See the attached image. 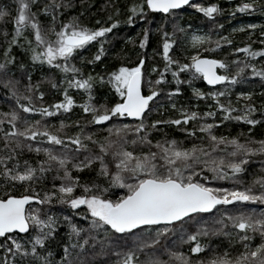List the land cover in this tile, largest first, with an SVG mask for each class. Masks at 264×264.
<instances>
[{"label": "snow or ice", "instance_id": "1", "mask_svg": "<svg viewBox=\"0 0 264 264\" xmlns=\"http://www.w3.org/2000/svg\"><path fill=\"white\" fill-rule=\"evenodd\" d=\"M15 2L11 34L5 31L0 43V86L15 102L11 111L0 113V264H53L49 240L62 222L67 223L69 242L62 244L63 255L57 264H97V257L106 258L108 264H264V208L251 207L264 205V175H256L248 182L240 178L253 156H264V138L257 140L249 135L241 140L238 136L215 134L225 121L253 126L259 123L253 116L257 112L254 104L234 107L231 100L225 103L220 97L228 95L227 85L237 83L245 69L264 80V68L236 56L231 61L235 71L229 73L230 62L226 58L208 55L222 44L232 45L227 34L213 38L210 34L192 33L187 41L192 52L183 61L173 59L170 49L177 43L175 33H184L190 27L173 23V31H162L163 68L153 65L145 72L146 56L142 54L131 66L120 63L106 74L85 75L72 61L92 43L98 47L87 63L100 61L106 54L108 36L120 21L109 16L110 23L97 20L96 26H90L81 22L82 13L64 18L66 10L73 7L71 0ZM184 6H191L208 18L223 11L216 3L205 6L192 0H133L127 9L126 23L145 20L149 11L164 14L167 21ZM256 10L264 11V4L250 0L236 5L229 15ZM119 11L116 8V13ZM9 14L7 8L0 7V19ZM160 27L163 30L165 25ZM245 27L255 29L257 25H242L233 32L244 31ZM149 34L150 29L145 28L138 41L141 49ZM260 35L264 37V31ZM128 40L135 43L132 37ZM14 47L28 53L33 65L47 64L59 69V84L50 77L45 79L53 88L63 86V99L44 103L40 82L33 84L28 66L16 64ZM231 51L242 52L245 58L264 56V47L255 49L247 43L232 47ZM85 59L80 56L81 63ZM168 72L177 86L168 89L167 97L178 115L150 119L149 113L155 110L152 105L163 94L161 85L167 82ZM150 73H157L154 80ZM184 73L188 74L187 80H181ZM197 79L209 86L225 87L204 92L192 86ZM181 83L192 87L196 98H211L215 107L209 105V110L202 113L194 110L195 105L192 109L177 108L172 97L182 92ZM96 84L107 86L114 102L105 97L94 103ZM70 88L83 90L86 96L79 105L86 115L83 124L80 119L67 124L61 120L58 126L45 123L44 118L68 112L75 104L68 93ZM252 95L236 93L238 100L245 101ZM162 107L157 104V108ZM19 110L23 114H39L40 119H31ZM217 110L222 117L219 120L215 119ZM129 118L132 122L125 123ZM207 118L213 119L209 122ZM197 121L198 124L193 123ZM72 124L77 130L69 133L66 128ZM161 125L176 126L184 138H169L165 133L154 141L153 134L163 131ZM251 131L249 128L248 133ZM189 138L194 142L186 145ZM24 149L43 153L44 158L35 163L21 160ZM261 163L264 171V162ZM86 170L93 171L92 179L82 181L80 175H73V171ZM53 172L50 188L39 195L37 185ZM219 181H228L230 186L214 183ZM21 185L23 192L16 194V187ZM52 204L67 205L83 223L73 222L72 216L53 213L47 207ZM213 237L226 238L228 247L219 251L220 246L212 243ZM177 239L180 245H189L187 253L174 250ZM161 240L165 241L167 260L157 254ZM237 243L240 247L233 251L232 245ZM73 250L77 251L75 258ZM205 251L209 252L207 257L193 258Z\"/></svg>", "mask_w": 264, "mask_h": 264}, {"label": "trees", "instance_id": "2", "mask_svg": "<svg viewBox=\"0 0 264 264\" xmlns=\"http://www.w3.org/2000/svg\"><path fill=\"white\" fill-rule=\"evenodd\" d=\"M73 7L66 10L63 14L64 18H67L73 14H80V20L82 23L88 24L90 26H96V21L99 20L101 23H110L111 21L108 20L109 16H112L113 19H118L120 24L113 29V32L108 36V42L105 43L106 54L101 57L100 61H96L93 64H88L87 59L91 58V55L96 51L98 45L96 43H92L90 46L86 47L85 49L79 52V55L76 57L72 63H76L77 66L81 67L83 73L87 75L89 72L93 74L101 73L106 74L107 72L112 71L114 67H117L120 63H125L129 66L133 65L138 60L139 55L146 56V62L144 65V71L148 72L149 69L156 65L159 68L164 67V60L160 52L162 48L160 47L162 43V31H173V23H178L181 26H190L191 28H198L205 31L207 34H210L213 38L217 36H224L228 35L229 31L231 30V25L237 20H245L251 19L255 20L256 23H259L255 29V37L252 36L250 38H234L232 40V45L229 46L227 44H222L220 49H215L212 52L207 53L208 55L214 56L216 58H226L229 63V73L235 71V66L231 64V61L235 59L236 56H239L242 60L246 59V62L255 63L258 68H264V56H259L255 58H245L244 54L241 53H232V47H243L244 44H250L253 48L258 49L264 47V44L261 43V40H264V37L260 35L261 31H264V11L256 10V11H245L239 12L235 11L232 15H229L233 9L236 8V5L242 3L243 0H203V1H196L193 3H201L203 5H207L209 3H216L223 11L217 13L213 18H208L204 14L200 13L196 9L192 8L191 6H187L182 10H178L175 17L169 16L167 21L165 20V16L163 14L155 13L149 11L146 14L145 20L137 19L134 24H127L126 17L129 14L127 9L129 5L133 2V0H71ZM136 2H139L136 0ZM257 4H264V0H257ZM16 2L15 0H0V7L7 8L10 14L2 19H0V43L3 42L4 39V32L7 31L9 35L11 34V30L13 28L12 24V16L15 15L16 10ZM116 8H119V13H116ZM43 19V17H41ZM164 24L165 27L161 30V25ZM216 25H220L222 27H216ZM145 28L150 29L149 40L146 43L145 47L141 49L139 47V38L143 34V30ZM27 34V33H26ZM182 34L181 32L175 33V38L177 43L173 45V48L170 49V54L173 59L185 60L187 53H185V46L182 41ZM128 37H132V41L128 40ZM209 47V46H208ZM225 53H228V56L225 57ZM0 55H2V49H0ZM12 55L17 57L16 64L24 63L28 66V70L31 74L32 83L35 84L36 82H40V88L42 91L45 92L44 96V103L51 104L55 103V101L59 99H63L62 91L63 86L59 88H53L49 80L45 79V77H50L52 80H55L57 84H59V80L62 78V73L59 69L50 68L47 64L40 65L36 64L33 65L31 60L29 59L28 53H26L23 49L20 48H13ZM80 56L85 57V61L81 63ZM251 69H245L244 73L242 74V78L238 79V82L235 84H228L227 87L229 89L228 95L224 97H220L222 102L227 103L231 100L234 107H241L245 103L251 102L257 108V112L253 113L254 118H256L259 123L255 126L248 125L244 122L239 121H225L222 126H218L215 129L216 135H225V136H238L241 140H245L248 136L255 137L257 140L264 138V80H261L260 77H253L249 73ZM157 73H150V78L155 79ZM166 76V83L161 85L163 89V94L160 95L159 99L157 100L156 104H153V108L155 109L153 112L149 113L150 119H168L169 117H174L178 115V113L173 110L168 101L167 92L168 89L172 87H176L177 84L173 80L171 72L165 73ZM148 77H146L147 79ZM188 74L184 73L181 76V80H187ZM24 83L27 82L25 79ZM192 86L200 88L204 92H208L210 90H223L225 87L224 85L216 86V87H208L204 84L202 79H197L192 82ZM181 87L182 92L178 95L172 97V102L177 105V108L180 106H185L192 109V106L195 105V109L199 112L208 111L209 105H212L213 108L215 107V101L211 98L207 100L203 98H196L192 93V87L188 84L181 83L179 85ZM82 91V92H80ZM251 92L253 93L252 97L249 101H245L243 98L240 100L237 99L236 93L237 92ZM69 95H72L75 101V104L68 112H60L56 113L52 117L44 118V122L47 124L58 126L61 120H64L67 124L69 121H75L77 119L81 120L83 124V120L86 118V115L83 113L81 107L79 105L84 101L86 98L83 90L77 89H68ZM94 103H99L107 97L108 101L114 102V96L108 92V87L104 86L101 87L99 84L95 85L94 89ZM145 94H147V89L145 88ZM83 95V96H82ZM151 103V102H150ZM157 104L163 105L162 108H157ZM15 107L14 100L10 99L6 95V89L0 86V113L9 112ZM28 115L31 119H40L39 114H23ZM239 114V113H234ZM221 115L219 110H217V115L215 119H221ZM209 122L213 118H207ZM115 122V121H114ZM125 123H131L129 119L124 121ZM198 124L199 122H193ZM189 127L192 126V123L188 125ZM5 127L7 124L5 122ZM163 129L162 132H157L153 134V140L159 139L161 135L168 134L169 138H177L183 139L184 133L177 128L176 126H159ZM251 128V133H248V129ZM77 130L74 124L69 125L66 128V131L69 133L75 132ZM90 131H97L98 134H105L102 133L101 130L98 129H91ZM197 135H201V133H197ZM194 142L192 138H189L186 141V145L188 143ZM3 141L0 140V144ZM205 144L208 143L207 139L204 141ZM44 146H47L45 144ZM219 148H224V145H219ZM139 150V148L137 149ZM146 150V149H145ZM155 150V149H153ZM230 150V146H229ZM221 153L218 151L217 155ZM21 160L28 159L32 163H35L39 159H43V153H35L30 152L27 149H24L21 152L20 156ZM264 162V156L259 154L252 157V163L247 166L246 173L241 175V179L245 182L250 181L256 175H264V171H262V163ZM70 166V165H69ZM98 167V164L96 165ZM206 174L210 175V173ZM49 175L48 179L39 183L37 185V192L39 195H43L44 191L50 188V181L51 176ZM73 175H80L81 180L85 179H92L93 178V171L86 170L81 173H76L73 171ZM59 182L58 180L56 181ZM217 186L228 187L230 186V182L228 181H219L214 182ZM79 191V189H77ZM16 194H21L23 192V186H17L15 189ZM3 193V189L0 188V194ZM35 204V202H33ZM47 207H50L53 213L58 214L59 216L69 215L72 216L73 222H80L83 223L80 217L75 216L74 211L71 210L67 205H60V204H52ZM251 207L257 208H264V205H251ZM194 230V226L192 228ZM68 232L69 229L67 227L66 222H62L59 224L56 234L53 238L49 240V249L52 252V261L53 264H57L60 260L61 256L63 255V243H68ZM75 239V237H73ZM134 239V238H133ZM256 242H259L257 238ZM212 243L218 244L220 247L218 248L219 251H223L224 248L228 247V240L224 237H213ZM165 244L164 240L160 241V249L157 254L160 255L161 259L167 260V254H164L163 245ZM240 245L234 244L232 245V250L238 249ZM174 250L183 251L187 253L189 251V245L184 244L180 245L177 241L175 242ZM47 251V249L45 250ZM151 252V249L148 250ZM209 255V252L205 251L200 254H195L194 259L205 258ZM72 256L75 258L77 256V251H72ZM143 258V256L141 257ZM97 264H108L106 258L97 257L96 258Z\"/></svg>", "mask_w": 264, "mask_h": 264}, {"label": "rangeland", "instance_id": "3", "mask_svg": "<svg viewBox=\"0 0 264 264\" xmlns=\"http://www.w3.org/2000/svg\"><path fill=\"white\" fill-rule=\"evenodd\" d=\"M139 1V0H138ZM243 2H250V0H243ZM248 24H255L258 26L259 23H256V19L255 20H251V19H245V20H237L235 21L232 25H231V30L229 31V38L234 39V38H245V40H247V38H250L252 36H256L254 33L255 29H248L245 27L244 31H235L233 32V29H239L240 26L244 25H248ZM249 32H251V36L249 37ZM192 33H196V34H207L205 31H203L202 29H198V28H188L186 27V31L182 34V41L185 46V53L190 54L192 52V48L189 47L187 41H189L190 36ZM205 47L207 48L208 45H205ZM147 89V88H146ZM82 92V91H80ZM83 96V95H82Z\"/></svg>", "mask_w": 264, "mask_h": 264}, {"label": "water", "instance_id": "4", "mask_svg": "<svg viewBox=\"0 0 264 264\" xmlns=\"http://www.w3.org/2000/svg\"><path fill=\"white\" fill-rule=\"evenodd\" d=\"M196 1H203V0H192V2H196ZM185 7H187V6H184L183 8H185ZM155 13H159V12H155ZM159 14H162V13H159ZM164 15V14H163ZM218 71H219V69H218ZM204 82V81H203ZM204 84L206 85V86H208V87H216V86H209V85H207L206 84V82H204ZM218 86H220V85H218ZM129 120L131 121V118H129Z\"/></svg>", "mask_w": 264, "mask_h": 264}]
</instances>
